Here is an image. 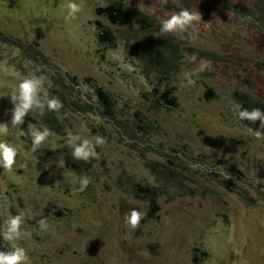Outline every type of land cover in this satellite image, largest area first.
<instances>
[{"label":"rangeland","instance_id":"rangeland-1","mask_svg":"<svg viewBox=\"0 0 264 264\" xmlns=\"http://www.w3.org/2000/svg\"><path fill=\"white\" fill-rule=\"evenodd\" d=\"M68 2L0 0V64L46 75L63 103L12 127L6 96L19 80L0 75V125H9L0 143L19 152L11 171L0 165V250L24 247L29 264H196L202 251L200 264H264V138L233 112L264 111V0H75V19ZM111 3L133 11L130 25L96 14ZM181 8L201 14L195 39L160 33ZM95 19L115 48L98 41ZM201 59L210 67L187 86L183 73ZM154 87L177 105H163ZM29 123L55 133L35 152ZM96 135L107 139L97 156L74 160L68 138L94 144ZM83 176L91 183L80 192ZM132 209L143 213L136 229L124 219ZM21 212L23 239H4L5 221Z\"/></svg>","mask_w":264,"mask_h":264},{"label":"clouds","instance_id":"clouds-1","mask_svg":"<svg viewBox=\"0 0 264 264\" xmlns=\"http://www.w3.org/2000/svg\"><path fill=\"white\" fill-rule=\"evenodd\" d=\"M166 2V0H165ZM68 17L75 19L76 15L81 12L82 4L69 0L65 5ZM202 21L201 14L198 11H190L187 8H181L179 11L172 12L167 18L160 20V33L164 34H187L192 39L196 38L195 25ZM196 55L190 57L191 62H195ZM210 67V62L201 59L199 66L192 71H185L183 73L187 86H193L195 80L192 78L198 73L204 72ZM0 75L12 76L19 80L16 88L6 97L10 98L12 104L11 120L12 127H20L25 123V118L30 113L39 112L41 115L47 111L58 112L63 108L62 101L58 97L49 96L46 84H49L48 77L36 72H30L26 76H21L20 73L14 69H9L6 64H0ZM234 114L241 121H249L252 124L259 121V129L247 127L246 131L254 134L257 139L264 138V111L259 108L251 110L242 108L241 105L235 104L233 106ZM8 124L0 125V133H8ZM28 133L31 136V150L37 151L43 142L49 137L54 136L50 129L44 127L43 130L36 127L35 124H28ZM94 144L88 139L80 141L78 136H70L67 144L72 149V158L74 160L88 161L90 158L97 156L96 147L103 146L107 143V139L102 135H96ZM79 141V142H78ZM19 155L18 149L6 143H0V165L5 170L11 171L12 166L16 163V158ZM27 167V165H23ZM193 168L198 165H192ZM91 183L88 176H83L79 179V191L86 190ZM25 213L9 216L5 221L3 228V238L9 241L23 239L25 233L21 231L24 221ZM143 218V213L137 209H132L130 213L125 215V222L131 226L132 229L139 227L140 221ZM39 226L42 230H47L48 224L46 218L39 220ZM0 264H29V257L24 247L19 245L13 246L11 250H0Z\"/></svg>","mask_w":264,"mask_h":264},{"label":"trees","instance_id":"trees-1","mask_svg":"<svg viewBox=\"0 0 264 264\" xmlns=\"http://www.w3.org/2000/svg\"><path fill=\"white\" fill-rule=\"evenodd\" d=\"M96 14L99 16H106L108 20L114 24L119 26H128L132 23L133 20V11L126 6L111 3L106 6H101L96 8ZM143 22H146V17H143ZM96 29H97V38L98 41L102 44H106L112 48L116 47V36L115 34L106 27L101 20L95 19L93 21ZM74 78V77H73ZM96 94L100 102H102L107 108L111 107L112 99L111 96L103 90L102 87H96ZM153 94H157L161 99L160 102L165 106H176L177 100L175 97L170 96V91H160L159 87L153 88ZM214 96L212 90H208L206 98L209 99L210 97ZM242 108H249L248 105H244ZM108 114V113H107ZM248 127H252L253 129H257L256 124H252L251 122H247ZM143 192H149L147 187H141ZM160 206L154 200L152 201L151 210L149 211L148 215L151 217L156 216L157 212L159 211ZM207 251H202L200 257H195L194 262L196 264H200L204 258L208 256Z\"/></svg>","mask_w":264,"mask_h":264}]
</instances>
